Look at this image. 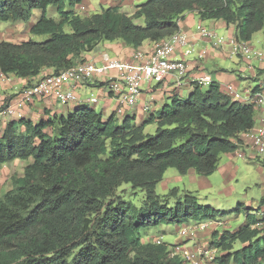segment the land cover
I'll use <instances>...</instances> for the list:
<instances>
[{"label": "trees", "instance_id": "16d2710c", "mask_svg": "<svg viewBox=\"0 0 264 264\" xmlns=\"http://www.w3.org/2000/svg\"><path fill=\"white\" fill-rule=\"evenodd\" d=\"M80 1L0 0V22L27 21L40 9L29 31L48 35L42 42L1 41L0 73L31 81L43 70L57 73L87 60L84 54L101 41L120 39L135 48L146 39L159 41L179 30L186 12L233 25L239 40L249 41L264 27V0H147L132 15L111 6L88 16L75 10ZM49 5L59 20L46 15ZM115 114L103 120L94 108L80 106L35 122L5 123L0 168L30 162L0 198V264H192L170 256V243L143 242L140 231L221 212L200 205L190 192L181 201L176 188L158 194L156 185L169 167L181 175L191 169L211 175L220 156L233 153L242 145L240 135L256 124L253 106L214 82L194 86L187 99L175 97L139 125L129 117L118 122ZM151 123L154 133H143ZM46 127L56 130L51 135ZM123 185L144 192L140 205L116 195ZM213 233L211 245L224 251L217 264H264V216L246 212L234 231Z\"/></svg>", "mask_w": 264, "mask_h": 264}, {"label": "built area", "instance_id": "2783aa9c", "mask_svg": "<svg viewBox=\"0 0 264 264\" xmlns=\"http://www.w3.org/2000/svg\"><path fill=\"white\" fill-rule=\"evenodd\" d=\"M198 34L201 38L207 39L213 48L223 51L228 58H240L250 64L253 60L264 57V53L252 46L249 41L236 39L235 36L221 34L203 26L199 27ZM177 47H184L185 56L193 54L195 50L187 34L178 30L155 41L150 53H134L132 60L103 54L100 63L87 59L83 62H75L57 73H48L43 70L34 82L17 89L12 95L0 93V118L20 119L25 107L42 99L56 101L65 106L79 103L81 100L74 88L100 77L107 78L106 88L110 94L117 97L120 104L132 106L142 93L143 83L158 84L168 77L177 85L186 83L187 64L183 58L173 57ZM189 82L194 86L207 87L214 83V79L210 74H200L191 78ZM225 91L233 100L252 105L257 115L256 124L240 135L242 145L235 150L236 155L244 157L243 149L247 148L253 152L254 156L264 158V88H245L239 91L232 84H227ZM88 101L97 103L98 99L91 94ZM120 112L121 109L118 108L116 113ZM220 224L218 219L191 221L181 226L177 235L182 238L193 237L205 229L211 227L217 229ZM154 242L162 243V237H157ZM181 245L180 243L171 244L170 256L182 251L192 264L212 262L216 257V248L197 249L189 254Z\"/></svg>", "mask_w": 264, "mask_h": 264}, {"label": "rangeland", "instance_id": "374dc122", "mask_svg": "<svg viewBox=\"0 0 264 264\" xmlns=\"http://www.w3.org/2000/svg\"><path fill=\"white\" fill-rule=\"evenodd\" d=\"M108 0H81L80 3L76 6V10L81 16H88L94 11H100L101 5L106 7L108 4L104 3ZM129 1V0H128ZM145 2L147 0H132V4H125L124 11L129 12L133 9V6L139 2ZM67 1H65L66 4ZM111 1H109L110 3ZM130 2V1H129ZM125 3V2H123ZM135 11V10H133ZM40 9H33L32 16L27 21L22 20H8L0 22V42L7 41L12 43H20L27 40H32L35 42H42L48 38V35H38L33 34L29 31V27L34 24L41 16ZM46 15L55 20L60 19V15L57 11L55 5H49L46 8ZM138 21V19L136 20ZM65 30L68 31L69 27L67 25L64 26ZM218 32V31H216ZM221 33V32H218ZM222 34V33H221ZM249 43L257 48L262 49L261 51L264 53V27L255 32ZM130 45V44H128ZM113 53V52H111ZM118 56V55H117ZM115 57V56H114ZM237 59V58H235ZM254 62V60L252 61ZM255 65L256 62L254 63ZM259 81L264 82V73L259 76ZM251 85H257L256 82H251ZM161 83H143L142 84V92L145 95H149V92H152L153 89L159 87ZM187 86H181L178 88L175 84H167V87L164 88L163 95L167 93L168 96H164L165 104H171L175 97L180 99H187L188 95H186ZM153 93V92H152ZM160 97L159 94L155 96V98ZM45 100H43L44 102ZM41 101L38 102V105H41ZM51 109L54 113L57 114H66L67 112H73L80 106H89L95 109V111L99 112V104L97 103H72L69 107V110L66 112L65 105H62L56 101H52ZM133 106V105H132ZM131 106V107H132ZM161 109V107H159ZM24 111V109H23ZM22 111V115L20 118H25L30 120ZM52 112L44 115V119H47ZM13 118H0V132L3 130L4 125L7 121ZM40 119V118H39ZM38 119V120H39ZM18 120V119H16ZM133 124L139 125L135 121L134 118L131 117ZM118 122H121L118 119ZM48 129L45 132H49L50 134L56 130L55 127H46ZM155 124H148L144 127L143 133H154ZM52 135V134H51ZM30 162L28 160H14L8 163H5L0 168V198L7 191L13 188L12 180L15 177H19L23 175L24 167ZM224 163H227L229 169H223L220 166ZM218 168L209 176H202L197 174L193 170H189L185 175H181L178 171L169 167L165 171L163 175V179L157 183L156 192L158 194H164L169 189L177 188L178 193L177 197L184 193V191L189 190L193 193V195L197 198V202L200 205H208L213 208L219 210L221 212L220 216L217 218L220 221V226L217 229L211 227L209 229H205L203 232H198L195 234L196 240H201L198 244L195 242L190 247L183 245V249H187L189 254H192L196 251L197 246H199L198 250H206L213 249L212 238L214 233H223L224 230L234 231L245 221L246 212H249L253 215L255 219L261 218L263 216L264 203V163L258 159H250L248 157H239V156H226L221 155L218 161ZM124 196L125 200H129L136 205H140L142 203V199L144 197V192L139 189L131 190L128 189L127 186L123 185L119 187L116 191V195ZM171 200H174L175 197L171 196ZM250 207V208H248ZM211 219V218H205ZM214 219V218H212ZM186 224V223H185ZM181 225H172V224H161L159 226L149 227L140 231L141 240L143 242H154L157 237H162L163 242H167L170 244L180 243L184 244L188 242V239H184L177 235L178 229L183 226ZM186 238V237H185ZM188 238V237H187ZM203 244V245H202ZM240 244L236 242L234 247H238ZM216 252V257L222 255L224 251L219 250L218 248ZM182 250V249H181ZM174 257H178L181 260H184L187 263H190V260L180 251ZM215 257V258H216ZM217 261V259H216ZM205 264H217V262L212 261Z\"/></svg>", "mask_w": 264, "mask_h": 264}, {"label": "crops", "instance_id": "0c3cea01", "mask_svg": "<svg viewBox=\"0 0 264 264\" xmlns=\"http://www.w3.org/2000/svg\"><path fill=\"white\" fill-rule=\"evenodd\" d=\"M87 1L89 3V0ZM109 1L111 2L109 3ZM129 1L108 0L107 2H104L108 4L106 7H103L101 5L102 7L101 10L103 8L117 6L120 12H123L127 15H132L134 13L133 10H136V8L144 2L143 1L135 4L132 10L126 12L124 11V8L126 6L125 4H132V0ZM89 4L92 5L91 3ZM96 12L99 11H94L93 13ZM137 22L141 23V20L138 19ZM200 26L216 30L218 32H221L229 36H235L234 26L227 25L223 20H213V19L202 20L195 12L184 13L183 17L179 20V30L187 34L189 42L192 46H194L195 50L193 54L189 56H185L183 54L184 47H177L173 54V57L183 58L185 60L187 64V76L185 78L186 83L177 85L172 81L170 77H168L163 82H161L160 86L157 87V89L156 87L153 89L152 91L153 93L149 92L150 93L149 95H145L142 92L138 97L136 103L131 107L128 105L120 104L117 97L108 92L105 82L107 78L105 77L94 78L90 81H87L83 85L74 88L76 94L79 96L81 100L79 104L86 103V105H88L90 103L88 101V98L90 97L91 94H93L98 99V104H99L98 108H99V112L102 114L103 120H106L114 111L116 113V110L120 108L121 112L115 114V118L117 121L118 119L122 121L125 117H129V118L132 117L135 119L137 123L138 121L142 123L144 120L148 119L150 115L156 114V112L160 110L159 107L162 108L164 106L163 105L164 96H168V97L170 96L167 95V93L163 95L164 88L167 87V84L168 85L175 84L178 88H180L181 86H187L186 95L189 96V94L191 93L194 87V85L191 84L189 80L194 76L200 74H210L213 77L214 82L217 83L220 89L225 93H226L225 87L227 84H232L239 91H242L245 88H260V87L264 88V82L262 80L259 81L260 80L259 76L264 73V57L260 60H254V62H251L250 64L240 58L237 59L228 58L223 51L213 48L207 39L201 38L199 36L198 29ZM154 42L155 41L146 39L141 43V45L135 48L132 47L131 45H128L125 41L120 39L114 41H101L98 42L90 52L84 54V56L87 59H93L97 63L101 62V57L103 56V54H106L110 57L115 56L123 60H132L133 54L136 52H140L142 54L150 53L153 50ZM255 62L257 65L254 64ZM34 81L35 79L28 81L27 79L19 78L13 74L2 75L0 73V93L6 95H12L17 89H20L21 87L28 85ZM250 81L256 82L257 85L252 86ZM158 94L160 97L155 98V96ZM43 100L45 101L43 102ZM39 101H41L40 102L41 105H38ZM49 103H52V100L49 99L38 100L32 105L25 107L23 112L32 122H35L39 118L44 117L45 115L44 109H47L52 113H54V111L50 107L51 104ZM71 105L72 104L65 106L66 112L69 110V107H73ZM256 122H257V115H256ZM243 150L245 153V157H248L250 159H258L264 163V158H259L254 156L253 152L247 148H244ZM222 155L237 156L235 151L233 153H225ZM220 167L226 170L229 169L227 163L222 164ZM170 190L171 189H169L166 193H168ZM184 192L192 193L189 190H186ZM262 203H264V200H262ZM191 221L193 220H190L189 222ZM220 234L221 232L218 233V235ZM184 239H188V242L182 244L181 245L182 247L183 245L190 247L192 244H194L195 246V242H197L198 244L201 241L200 239L194 241L196 239V237L194 236ZM174 243H176V241ZM199 246H197V249H199L198 248Z\"/></svg>", "mask_w": 264, "mask_h": 264}, {"label": "clouds", "instance_id": "9594fccd", "mask_svg": "<svg viewBox=\"0 0 264 264\" xmlns=\"http://www.w3.org/2000/svg\"><path fill=\"white\" fill-rule=\"evenodd\" d=\"M179 243V242H178Z\"/></svg>", "mask_w": 264, "mask_h": 264}]
</instances>
